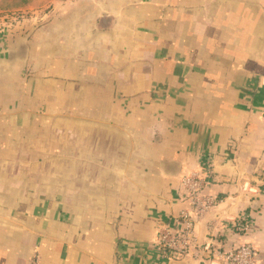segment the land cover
<instances>
[{"label":"crops","instance_id":"1","mask_svg":"<svg viewBox=\"0 0 264 264\" xmlns=\"http://www.w3.org/2000/svg\"><path fill=\"white\" fill-rule=\"evenodd\" d=\"M194 168L197 240L264 264V0H74L0 36V264H202L154 243Z\"/></svg>","mask_w":264,"mask_h":264},{"label":"built area","instance_id":"2","mask_svg":"<svg viewBox=\"0 0 264 264\" xmlns=\"http://www.w3.org/2000/svg\"><path fill=\"white\" fill-rule=\"evenodd\" d=\"M74 0H53L41 8L7 10L0 12V36L20 28L27 22L38 24L49 17L55 3L65 5ZM185 190L187 205L175 217V222L158 226L154 243L169 261H181L189 257H200L207 249L212 256H203L202 264H260L255 256V247L249 241H242L226 248L212 250L211 241L199 242L195 234V224L199 217L213 208L219 198L215 192H205V175L200 169L188 170L180 177ZM239 229L248 228L247 222L235 224ZM211 250V251H210Z\"/></svg>","mask_w":264,"mask_h":264}]
</instances>
